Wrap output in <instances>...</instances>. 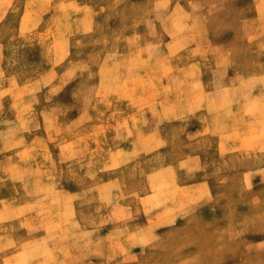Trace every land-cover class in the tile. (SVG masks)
I'll use <instances>...</instances> for the list:
<instances>
[{"label":"rangeland","instance_id":"obj_1","mask_svg":"<svg viewBox=\"0 0 264 264\" xmlns=\"http://www.w3.org/2000/svg\"><path fill=\"white\" fill-rule=\"evenodd\" d=\"M260 42L264 0H0V264H264Z\"/></svg>","mask_w":264,"mask_h":264},{"label":"crops","instance_id":"obj_2","mask_svg":"<svg viewBox=\"0 0 264 264\" xmlns=\"http://www.w3.org/2000/svg\"><path fill=\"white\" fill-rule=\"evenodd\" d=\"M264 46V42H260L259 43V47H263ZM228 63H229V81H236L237 78H250L248 73H249V68L247 67V61L248 58L246 57V55H244V53L242 54V56H236L234 54V52L230 51L229 52V56H228ZM227 70V71H228ZM237 72V73H236ZM264 75L263 72H261L259 75L256 76H262Z\"/></svg>","mask_w":264,"mask_h":264}]
</instances>
